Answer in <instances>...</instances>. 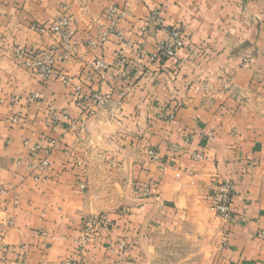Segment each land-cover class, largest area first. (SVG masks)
<instances>
[{
  "label": "crops",
  "instance_id": "crops-1",
  "mask_svg": "<svg viewBox=\"0 0 264 264\" xmlns=\"http://www.w3.org/2000/svg\"><path fill=\"white\" fill-rule=\"evenodd\" d=\"M63 16L70 49L32 29ZM0 264H264V0H0Z\"/></svg>",
  "mask_w": 264,
  "mask_h": 264
},
{
  "label": "built area",
  "instance_id": "built-area-1",
  "mask_svg": "<svg viewBox=\"0 0 264 264\" xmlns=\"http://www.w3.org/2000/svg\"><path fill=\"white\" fill-rule=\"evenodd\" d=\"M106 17L110 22L109 33L101 36L100 42L104 43L108 35H116L118 21L122 18V14L118 12L115 7H109L106 10ZM70 20L67 17H60L54 23L49 26H32L35 31L44 34L51 33L59 37L64 46L67 49L71 48L73 32L69 28ZM145 33V29H142ZM170 38L167 43L160 47L159 55L162 58H173L177 51L184 45L183 35L179 29H172L169 32ZM15 61L20 67L28 71H34L41 78V80L47 79L53 71L54 59L50 53L37 51L33 49H18L14 54ZM96 70H103L105 65L101 62H96L94 65ZM64 120H68L66 113L61 116ZM58 117H54L51 123L55 124ZM36 149H33V151ZM149 155L152 159H157V154L154 151H150ZM199 158V157H198ZM43 165H47L46 162ZM83 188V187H82ZM235 191L234 183L230 180H225L217 185V188L210 201L209 208L214 212L222 221L231 222L234 218V211L232 206V199ZM112 226V221L107 216L97 215L95 218H89L85 221V227L88 231L101 230L102 232H108ZM123 245L121 244V247Z\"/></svg>",
  "mask_w": 264,
  "mask_h": 264
},
{
  "label": "rangeland",
  "instance_id": "rangeland-1",
  "mask_svg": "<svg viewBox=\"0 0 264 264\" xmlns=\"http://www.w3.org/2000/svg\"><path fill=\"white\" fill-rule=\"evenodd\" d=\"M100 215H103L104 217L106 216H109V214L108 213H102V214H100Z\"/></svg>",
  "mask_w": 264,
  "mask_h": 264
}]
</instances>
